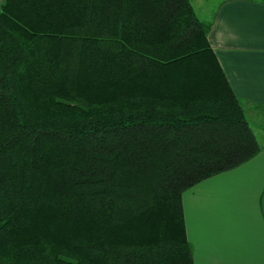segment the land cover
I'll list each match as a JSON object with an SVG mask.
<instances>
[{
  "label": "trees",
  "instance_id": "trees-1",
  "mask_svg": "<svg viewBox=\"0 0 264 264\" xmlns=\"http://www.w3.org/2000/svg\"><path fill=\"white\" fill-rule=\"evenodd\" d=\"M191 0H5L0 264H195L183 195L262 147Z\"/></svg>",
  "mask_w": 264,
  "mask_h": 264
},
{
  "label": "crops",
  "instance_id": "crops-1",
  "mask_svg": "<svg viewBox=\"0 0 264 264\" xmlns=\"http://www.w3.org/2000/svg\"><path fill=\"white\" fill-rule=\"evenodd\" d=\"M210 23V44L262 152L183 195L187 236L195 264H264V0H225Z\"/></svg>",
  "mask_w": 264,
  "mask_h": 264
},
{
  "label": "rangeland",
  "instance_id": "rangeland-1",
  "mask_svg": "<svg viewBox=\"0 0 264 264\" xmlns=\"http://www.w3.org/2000/svg\"><path fill=\"white\" fill-rule=\"evenodd\" d=\"M224 1L225 0H191L197 12L198 17L202 21L207 22V23H209L212 20L213 16L218 11L220 5ZM260 140L261 142H263L262 139Z\"/></svg>",
  "mask_w": 264,
  "mask_h": 264
}]
</instances>
